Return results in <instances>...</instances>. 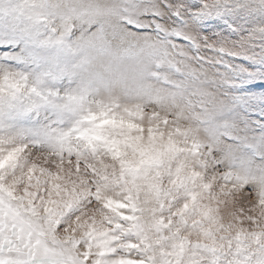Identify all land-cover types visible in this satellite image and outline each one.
I'll use <instances>...</instances> for the list:
<instances>
[{"label":"snow or ice","instance_id":"obj_1","mask_svg":"<svg viewBox=\"0 0 264 264\" xmlns=\"http://www.w3.org/2000/svg\"><path fill=\"white\" fill-rule=\"evenodd\" d=\"M0 264H264V0H0Z\"/></svg>","mask_w":264,"mask_h":264}]
</instances>
